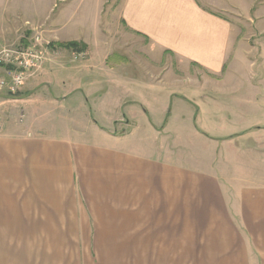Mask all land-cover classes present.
Segmentation results:
<instances>
[{"label": "crops", "instance_id": "0c3cea01", "mask_svg": "<svg viewBox=\"0 0 264 264\" xmlns=\"http://www.w3.org/2000/svg\"><path fill=\"white\" fill-rule=\"evenodd\" d=\"M10 1L0 0V45L26 42L37 28L54 44L81 42L87 51L73 62L59 48L25 83L43 85L45 96L32 91L18 100L20 107L61 105L73 96L70 102L82 108L93 98L107 124L95 122L89 133L65 128L68 136L60 125L47 131V121L35 117L0 128V264H264V125L225 136L195 130L204 145L235 154L227 157L231 171L185 161L177 147L137 137L141 130L174 135L171 98L191 100L170 93L163 102L150 101L132 90H154L182 76L188 92L203 83L197 95L225 105L204 91L227 88L222 78L240 51L230 16L248 12L254 0H121L120 26L148 44L138 52L159 56L153 64L109 44L100 29L104 2L93 40L65 29L51 5L41 14L35 0ZM260 7L251 20H260ZM165 57L177 64L165 65ZM254 84L241 80L234 87L254 93ZM233 100L250 109L252 120L264 118V96ZM6 101L0 95V116Z\"/></svg>", "mask_w": 264, "mask_h": 264}, {"label": "rangeland", "instance_id": "374dc122", "mask_svg": "<svg viewBox=\"0 0 264 264\" xmlns=\"http://www.w3.org/2000/svg\"><path fill=\"white\" fill-rule=\"evenodd\" d=\"M62 1L63 2H61V0H35L36 11L43 14L45 11H49L51 5V10L55 8L56 15L62 13L64 21L66 22L64 25L65 29L89 35L91 39L93 38V40H96L95 32L98 33V12L104 2L102 10L100 11V29L105 34V38L108 40L109 44H114V47L131 48L135 50L138 56L132 58H141L142 60H146L148 64L156 63L157 60H159V56L157 57L155 55L152 56L138 52L137 49L141 50L146 48L148 44L134 36L131 37L123 31L117 14V6L120 4L121 0ZM10 2H12V0ZM252 5H254L253 8L248 12L230 16V19L234 22L232 25L234 31L233 36L235 35L234 41H236V44L240 45V51L243 52L237 50L239 53L238 56L230 61L228 71L224 73L222 79L228 82L227 88L219 94L214 93L213 89L204 91L212 97L214 96L216 99L221 100L225 105L218 106L217 104H213L210 100H205L204 97L197 95V91H202L201 87L203 83H195L194 91L188 92V87H184L187 79L180 76L186 73L181 71L176 73L181 77L176 83L165 81L158 86L159 88L154 90L150 88H133L132 90H134V92H139L140 90L141 96L148 98L150 101L166 100L170 93H181L191 100V103H189L181 102L182 100L179 99L178 96H173L171 98L170 107L172 113L168 121L171 133L174 135L161 136L147 131L143 133L144 131L141 130L137 138H141L152 144L169 145L170 148L177 147L180 149V153L185 156L183 159L185 161L188 159H196L201 160L204 166L213 163L214 166H221L230 171L232 170L230 166L234 164L233 159L230 158L227 160V157L229 154H235L231 152L227 153L223 146L214 147L212 144L204 145L194 133L195 130L198 131L197 128H200L206 133L216 135L224 134L225 136L240 131L247 125H264V118L260 117L252 120L250 109L241 104L238 106L236 100H233L242 97L244 99H251L252 96L259 98L264 96V0H254ZM257 5L261 6L259 11L260 20L257 17H255L257 21L255 19L251 20V18H254L253 9H255ZM36 32L43 34L41 30L36 28L25 37H31L33 33ZM47 40L50 41L53 47L55 46V48L61 52L59 49L61 47L55 45L51 40ZM5 43L6 45H12L14 42L9 40ZM251 45L255 47H251ZM94 46L96 49H99L101 44L98 45L95 43ZM71 51L72 50H69L63 56L66 55L67 57ZM51 59L53 58L51 57ZM130 63H134V61H130ZM163 63L165 65L167 63H173L175 65L177 61L165 57L163 58ZM241 80L255 83L254 85L258 86V88L254 89V93H251L248 89L237 90L234 85L237 81ZM32 91L35 94L37 93V97L39 98L45 96L43 85L38 86V88L25 85L15 92L14 95L7 93L6 90H0L1 99L9 100L3 104L5 105V113H3V116H0V128H2V126L5 127L8 120L14 121L17 124H25L30 117H35L41 124L47 121V131H50L54 125H60L62 126L60 132L63 133L64 136H68L69 134L66 133L65 128L77 129L89 133L91 124L95 122L107 124V117L103 118V120L99 117V111L96 107L97 104L93 98L88 99V102L83 106L84 109L77 105L79 103L75 101L70 102L73 96H69L61 105L58 104L60 102L55 103V101L51 99L53 101L51 104H44L43 102L32 104L30 110L25 106L20 107V103L22 102L18 100L32 97ZM53 91L54 88H50L49 91H47V102H49L48 100L51 97L49 92ZM240 109H242L241 113H239ZM22 112L24 115H22ZM179 113L183 115L180 116ZM107 115L110 114L106 113L105 116ZM151 117L153 116L151 115ZM156 120L157 119H155V121ZM138 122L143 124V122L145 123L147 120L145 118L138 119ZM214 126H216V129ZM177 133L180 134L177 135ZM84 138L88 140L94 139V137L90 135L84 136Z\"/></svg>", "mask_w": 264, "mask_h": 264}, {"label": "built area", "instance_id": "2783aa9c", "mask_svg": "<svg viewBox=\"0 0 264 264\" xmlns=\"http://www.w3.org/2000/svg\"><path fill=\"white\" fill-rule=\"evenodd\" d=\"M58 55L59 50L38 32L33 33L26 42L0 45V68L3 72L0 90L15 94L30 78L39 74L45 62ZM86 56L85 49L70 52V60L73 62Z\"/></svg>", "mask_w": 264, "mask_h": 264}, {"label": "trees", "instance_id": "16d2710c", "mask_svg": "<svg viewBox=\"0 0 264 264\" xmlns=\"http://www.w3.org/2000/svg\"><path fill=\"white\" fill-rule=\"evenodd\" d=\"M58 47L64 48V49H68V50H83L85 49V44L81 43V42H76V41H68V42H61V43H57L55 44ZM11 95H14L13 93H9Z\"/></svg>", "mask_w": 264, "mask_h": 264}]
</instances>
